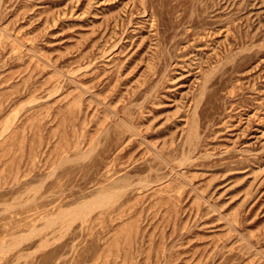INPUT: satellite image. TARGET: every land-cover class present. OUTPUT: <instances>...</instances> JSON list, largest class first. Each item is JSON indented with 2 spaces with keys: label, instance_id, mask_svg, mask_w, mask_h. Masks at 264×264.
Segmentation results:
<instances>
[{
  "label": "rangeland",
  "instance_id": "374dc122",
  "mask_svg": "<svg viewBox=\"0 0 264 264\" xmlns=\"http://www.w3.org/2000/svg\"><path fill=\"white\" fill-rule=\"evenodd\" d=\"M0 264H264V0H0Z\"/></svg>",
  "mask_w": 264,
  "mask_h": 264
},
{
  "label": "bare ground",
  "instance_id": "6f19581e",
  "mask_svg": "<svg viewBox=\"0 0 264 264\" xmlns=\"http://www.w3.org/2000/svg\"><path fill=\"white\" fill-rule=\"evenodd\" d=\"M106 201H107V199L105 198V197H103V196H101L100 198H98V200H96V204H98V205H104V204H106ZM91 202V201H90ZM90 202H85L84 204H82V205H78V206H76V207H74L73 209H70V210H67V211H69L68 212V214L71 212V211H73V210H76V209H79V211H83L85 208H87L88 206H90L88 203H90ZM82 206H83V208H82ZM80 213V212H79ZM84 212H82L81 214H83ZM78 214V212H76L75 213V215H77Z\"/></svg>",
  "mask_w": 264,
  "mask_h": 264
}]
</instances>
